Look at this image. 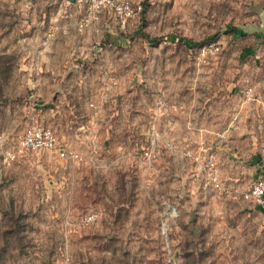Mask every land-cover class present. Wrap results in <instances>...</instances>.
<instances>
[{"label":"rangeland","instance_id":"obj_1","mask_svg":"<svg viewBox=\"0 0 264 264\" xmlns=\"http://www.w3.org/2000/svg\"><path fill=\"white\" fill-rule=\"evenodd\" d=\"M144 3L0 0V264H264V0Z\"/></svg>","mask_w":264,"mask_h":264},{"label":"built area","instance_id":"obj_2","mask_svg":"<svg viewBox=\"0 0 264 264\" xmlns=\"http://www.w3.org/2000/svg\"><path fill=\"white\" fill-rule=\"evenodd\" d=\"M88 4V15L78 22V29L85 30L89 27L92 21L100 19L102 14L108 16H116L119 18H135L144 11L145 0H81ZM219 46L212 42L201 47L199 54L200 58L208 59L209 56L215 55ZM254 88L252 86L247 88L246 96L248 99H254ZM20 150H46L49 152L59 153L62 158H79V154L59 148V141L50 127L42 125H31L27 127L24 135L19 141ZM17 157V151L8 150L4 156V162L10 166ZM214 181L217 186L220 185L218 178ZM246 199L252 201L256 206L264 210V177L258 178L245 193ZM89 222L94 220V216H88Z\"/></svg>","mask_w":264,"mask_h":264},{"label":"crops","instance_id":"obj_3","mask_svg":"<svg viewBox=\"0 0 264 264\" xmlns=\"http://www.w3.org/2000/svg\"><path fill=\"white\" fill-rule=\"evenodd\" d=\"M75 71H78V69H77V70H75Z\"/></svg>","mask_w":264,"mask_h":264}]
</instances>
